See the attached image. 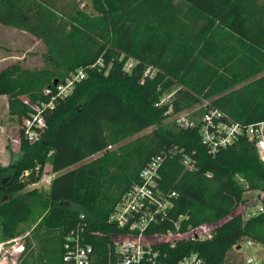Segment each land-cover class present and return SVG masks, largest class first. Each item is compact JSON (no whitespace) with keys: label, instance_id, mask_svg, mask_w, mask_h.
<instances>
[{"label":"trees","instance_id":"trees-1","mask_svg":"<svg viewBox=\"0 0 264 264\" xmlns=\"http://www.w3.org/2000/svg\"><path fill=\"white\" fill-rule=\"evenodd\" d=\"M85 2L83 10L75 0H0V25L45 47L43 66L15 63L0 71V97H7L11 117L22 124L35 113L23 98L48 104L56 82L86 72L67 98L43 113L48 128L41 140L30 144L21 130L20 153L0 167V243L28 232L18 264H68V234L80 223L118 232L108 223L116 206L140 183L142 170L162 158L159 188L177 197L148 232L220 226L211 239L161 246L156 264H180L193 255L204 264H227L230 252L248 241L264 246V213H238L247 191H264L255 144L241 136L211 154L201 142L204 109L199 122L190 117L193 128L164 124L205 101L243 127L264 121V0ZM129 60L135 66L126 73ZM148 69L154 78L145 76ZM185 156L196 170L186 169ZM47 164L57 174L49 191L23 193ZM85 244L93 247L91 264L115 263L105 235H86Z\"/></svg>","mask_w":264,"mask_h":264},{"label":"built area","instance_id":"built-area-1","mask_svg":"<svg viewBox=\"0 0 264 264\" xmlns=\"http://www.w3.org/2000/svg\"><path fill=\"white\" fill-rule=\"evenodd\" d=\"M78 2H80L83 10L87 9L85 0H78ZM98 64L103 65L102 61H99ZM134 66L135 61L129 60L125 64V72L131 73ZM145 76L152 79L155 76V71L148 69ZM85 78L86 72L84 70H78L73 73L65 84L56 86V95L53 96L48 104L39 106L31 103L29 99L23 98L25 104L35 111L31 117L22 121L20 129V132L21 130L24 131V138L30 144L41 140L48 128L43 113L48 109L53 110L58 102L64 100L73 92L75 84ZM51 93L49 90L46 91V95ZM172 96L173 94L167 95L162 103L170 101ZM209 106V102L205 101L201 107V109L205 110V113L201 119L200 128L201 142L209 149V152L216 154L221 149L235 144L241 136H247L255 144L260 159L264 163V121L243 127L241 124L234 122L223 111ZM179 123L183 128L195 127V123L188 118H180ZM162 162V158H157L150 162L140 174V183L135 184L116 206L108 223L115 226L118 232L102 234L100 231L94 232L88 223H80L76 229H73L68 234L67 255L65 257V261L68 264L92 263L93 247L90 244H85L86 235H105L110 240L115 248L114 264H156L157 249L163 245L175 246L180 241H204L213 237L214 231L220 224H204L198 227H191L185 232H181L179 226L176 232H168L166 234H151L148 232L151 226L159 224L162 219L168 216V212L173 207V201L177 197L175 192H164L159 188L158 181L161 179L160 167ZM183 162L188 171L197 169L195 162L189 156H185ZM242 180L248 184L244 179ZM52 181L49 182V188ZM248 188L249 186L247 185L245 189ZM256 200L261 202L257 209L248 207L249 202L242 205L246 207L244 209L246 217L264 213V191H259L256 194L253 202ZM247 208L250 209L248 210ZM82 218L84 219L83 216ZM22 240L23 238L19 237L0 243V264H18V259L25 250V243ZM246 244L251 247L254 243L248 241ZM254 263H256V260L253 258L247 260V264ZM110 264H112V261H110ZM180 264H204V262L197 255H193L184 258Z\"/></svg>","mask_w":264,"mask_h":264},{"label":"rangeland","instance_id":"rangeland-1","mask_svg":"<svg viewBox=\"0 0 264 264\" xmlns=\"http://www.w3.org/2000/svg\"><path fill=\"white\" fill-rule=\"evenodd\" d=\"M62 1L63 3H67L73 0ZM75 1L77 2L78 0ZM88 12L94 13L91 8L88 9ZM44 54L45 47L39 39H36L26 32L0 25V71L15 63H20L25 68L41 67L44 65ZM201 107L202 105L182 113L181 115L172 116L166 120L164 124L171 127H181L179 123L180 118L184 117L190 120V117L193 115H195L193 121L199 122L200 118H198L197 114L201 111ZM20 129V122L9 115L7 97H0V167H9L14 157L20 153ZM154 129L155 128H151L131 140L150 134ZM56 175L51 165L47 164L40 181L28 186L23 193L33 189H38L44 193L48 192L49 182L53 180ZM237 178L243 187L248 185L243 182L242 178L239 176ZM258 192L259 191H247L244 194L245 199L249 202L248 207H252V209L259 208L258 206H260L261 202L258 200L253 202ZM245 208V206L240 207L238 213L244 212L243 214H246ZM247 209L249 210L250 208ZM28 235L29 233L26 232L21 236L23 238V243H25V237ZM250 258L256 260L254 264H262L264 262V246L254 243L253 246L248 247L247 244L244 243L241 245L240 249L234 248L230 252L226 262L227 264H247V260Z\"/></svg>","mask_w":264,"mask_h":264},{"label":"water","instance_id":"water-1","mask_svg":"<svg viewBox=\"0 0 264 264\" xmlns=\"http://www.w3.org/2000/svg\"><path fill=\"white\" fill-rule=\"evenodd\" d=\"M55 86H58V82H56V83H55ZM237 249H240V246H239V247H237Z\"/></svg>","mask_w":264,"mask_h":264},{"label":"crops","instance_id":"crops-1","mask_svg":"<svg viewBox=\"0 0 264 264\" xmlns=\"http://www.w3.org/2000/svg\"><path fill=\"white\" fill-rule=\"evenodd\" d=\"M28 34V33H27ZM246 203H248V202H246Z\"/></svg>","mask_w":264,"mask_h":264}]
</instances>
